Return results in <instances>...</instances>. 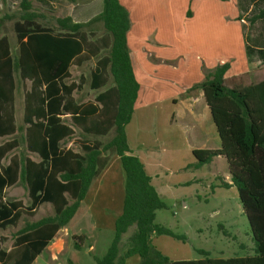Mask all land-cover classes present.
<instances>
[{"label": "trees", "instance_id": "obj_1", "mask_svg": "<svg viewBox=\"0 0 264 264\" xmlns=\"http://www.w3.org/2000/svg\"><path fill=\"white\" fill-rule=\"evenodd\" d=\"M19 8L21 13L12 24L17 43L15 55L8 37H0V107L5 111L4 120L0 114V135L16 130L11 106L17 74L21 80L31 81L30 91L24 94L23 122L29 124L27 148L37 151L47 166L17 156L11 157L8 165L0 166V227L16 225L22 213L33 215L34 206L43 202L51 203L53 214L25 222L15 232L12 248L8 252L0 248V264H31L75 214L92 180L107 162L101 156L106 151L119 157L125 173L124 199L106 252L93 256L96 264H124L132 255L139 257L138 264H264V79L230 86L225 78L230 66L225 62L190 87L191 91H202L220 140L219 148L193 149V166L200 167L218 155L225 157L230 183L220 178L221 185H232L237 190L250 228L251 252L221 258L200 250L201 258L173 260L152 243L153 234L175 237L170 229L154 222L155 211L166 205L127 143L125 126L140 89L127 44L131 28L128 9L119 0H102L101 12L86 23L73 22L65 16L56 17L55 23L48 26L38 21L43 15L32 9L30 0H20ZM248 20L251 24L264 20V9ZM97 22L102 24L104 33L94 42L89 39L92 32L87 28ZM102 49L108 52L96 59L90 71V87H101L109 79L113 85L97 94L95 103H73L71 93L82 83V76L78 84H66L69 66H80ZM67 112L82 133L105 135L113 130V136L104 144L80 142L82 154L60 150L58 141L73 133L61 118ZM16 145L15 140L0 145V159ZM18 180L27 185L30 206L24 207L19 200H3V189ZM131 227L128 246L121 250L123 236ZM81 243L80 236H73L75 248L80 249Z\"/></svg>", "mask_w": 264, "mask_h": 264}, {"label": "rangeland", "instance_id": "obj_2", "mask_svg": "<svg viewBox=\"0 0 264 264\" xmlns=\"http://www.w3.org/2000/svg\"><path fill=\"white\" fill-rule=\"evenodd\" d=\"M19 1L9 0L8 4L3 7L2 13L0 12V36L3 34L8 36L13 55L17 52V43L12 24L21 13ZM30 1L32 9L43 15L38 18V21L44 25H52L56 17L67 15L72 21L79 19L80 23H86L91 19V15L88 14L69 15L72 8L74 11L79 10L85 7L83 5L88 0H56L54 6H47L43 10L36 0ZM97 1H94L91 9L87 6L82 11L96 10ZM159 1L160 3L153 1V10L149 15L151 22L150 20L143 21L141 23L143 31L138 34L143 33L148 37L150 33L161 42L160 47L154 48L155 51L165 56H175L174 58L177 55H184L188 63L186 64L183 59L175 67L167 64L159 65L154 74L150 69L146 70L145 73H152L149 74L150 77L155 75L154 82L150 84L153 93L149 88L141 92L143 99L136 102L134 107L136 110H133L131 119L125 127L133 135L130 134L134 142L143 143L142 146L136 148L134 146L137 153H132L140 159L143 166L144 162L138 155L141 153L145 158L147 163L145 171L155 176L152 186L166 205L165 208L156 210L154 222L170 229L175 234V237L168 234H153L152 243L158 251L169 258H201L203 255L199 253L200 250L208 252L211 257L247 254L251 252L253 243L237 190L232 185L227 187L221 185L220 178L224 180L227 178L230 183L227 163L223 159H214L200 167L193 166L195 160L192 159L190 148L192 141L201 148L220 147V141L211 119L210 122H200L201 120L197 123L190 122L202 130V135L196 142L192 139V134L188 135L186 132L188 131L187 122H181L180 118H177V122L169 123L172 117V102L167 99L155 100L164 96L170 88H183L188 77L186 71L191 70L192 74H195L196 63L194 62H198L196 55L202 57L207 64H218L221 59H226L227 61L223 63L228 62L229 66L232 65L230 78L226 81V84L230 86H245L262 80L264 65L262 62L258 63L262 53L254 43L256 37L262 39L261 37L264 36V20H257L251 24L248 19L259 9H264V0H168L167 5L163 4L164 11L161 10V0ZM138 8L145 13L149 7L139 2ZM188 11L189 15L186 18L184 14ZM155 20L159 23L153 25ZM88 29L92 32L89 39L94 42H97V39L104 33L100 22L93 23ZM261 47L264 51V40H262ZM107 52V49H102L96 57L83 62L80 66L71 65L72 79L77 80L80 74L87 79L82 89L77 92L78 100L93 98L96 91L90 90L88 86L90 70L95 60ZM28 84L24 85L19 81L17 85L15 93L17 122H21L23 87ZM184 128H187L186 131ZM110 136L112 137V134L101 137L100 140L105 142ZM70 146L77 149L74 144ZM113 169L106 177H115ZM119 184L117 180V189ZM122 189L124 190L123 185ZM112 193L117 195L118 199V191ZM5 197L19 199L28 205L31 203L27 190L21 184L8 188L5 191ZM97 201L103 200L99 198L94 203ZM106 207L112 209L111 213H113L121 209L122 204H118L117 207ZM102 209V204L95 206L94 218L98 224L111 225L112 214L99 213ZM50 213H52L51 207L42 204L34 216H22L16 226L0 228V247L5 250L11 247L13 234L22 226L23 219L35 220ZM132 230L131 227L124 234L121 250L128 246L127 238ZM82 233L87 235L85 230H82ZM110 241L101 240L95 248V255L102 256ZM84 242L87 244L86 240Z\"/></svg>", "mask_w": 264, "mask_h": 264}, {"label": "crops", "instance_id": "obj_3", "mask_svg": "<svg viewBox=\"0 0 264 264\" xmlns=\"http://www.w3.org/2000/svg\"><path fill=\"white\" fill-rule=\"evenodd\" d=\"M8 1L9 0H0V9H1L0 12L3 11V9H4L3 7H5L8 4ZM36 1L38 3V6L43 10V8H46L47 6L51 7L55 3L54 1H56V0H36ZM94 1L95 0H88L86 2V4L83 5L85 7L79 9L80 11L79 10L74 11L72 8L69 15L80 13V14L91 15V18H92V16L94 17L95 15L100 13L102 10V5H101L102 0L97 1V7H95V8H97L96 10L89 11V12L88 11H82V10H85L87 6L89 9H91L94 5L93 4ZM119 1L121 2L122 5H124L128 9L130 19H131V28L127 34V44H128L129 49H130V55H131L132 63L134 65V71L136 73L137 80L140 83V89H139L138 97L136 100V102H138L143 97L141 92H145L147 88H149L151 92L153 91V88L151 87L150 84H152V82H154L153 78L155 75H153L151 77H150V75L152 73L154 74L156 72V70H157L156 68H158L159 65L167 64L168 66L175 67V65H177V63L179 61H181L183 59L185 60V57H184V55H177L176 56V58H178L177 62L174 63V61L176 59V58H174L175 56H165V54H159L157 51H155L154 48L160 47L161 42L158 41L153 35H150V33H149L147 35L148 37H146V36H144L143 33L141 35L138 34V32L143 31V26L141 25V23L143 21L150 20V22H151L149 15L151 14V11L153 10V1L154 0H119ZM156 1H157V3H160L159 0H156ZM4 2H5V4H4ZM139 2H143L149 7L147 12L144 13L143 11H141L138 8ZM167 2H168V0H161V10L162 11H164L163 10V4L167 5ZM77 11H79V12H77ZM183 12H181V13H183ZM188 15H189V13L188 14L185 13L184 17L187 18ZM141 18H142V20H141ZM191 18H192V14H191ZM78 21H79V19H74L73 22H78ZM155 23L158 24L159 22H157V20L154 21V24L152 22L153 25H155ZM3 35H1L0 37H2ZM261 38L262 39L256 37V40L254 43L255 46H257L259 48V51L262 53L261 57L259 58L258 63H260V62L263 63V59H264V54H263L264 51L261 47L262 40H264V36H262ZM8 43L10 45L9 38H8ZM10 50H11V45H10ZM11 53H12V51H11ZM198 57L199 56L196 55V60H198V62H194V63H196L195 64V74H192L191 70L186 71V75H188V77L186 78L187 81H185L183 88L182 89L170 88L164 96L159 97L155 100V101H164L165 99H167V100H170L172 102V110H171L172 111L171 112L172 117L170 118L169 123L172 124V123L177 122V118H180L181 122H187L188 131H186L187 128L186 129L184 128V131L188 132V135L192 134V136H193L192 139H194L196 142H197V139L201 137L202 130L199 128V126H196V124H192L190 122H196L197 123L200 120H201L200 122H210L211 115L209 112V108L205 103L202 91L201 90L191 91L190 87L193 84L201 81L204 78L205 74L209 70L213 69L216 65L221 64L224 61H227L226 59H221L218 64H207V62L202 57H199V59H198ZM187 61H186V64L188 63ZM189 62H190V60H189ZM71 65H74V64H71ZM71 65L69 66V69H68L69 72H70ZM94 65H95V62L93 64V67H94ZM263 65H264V63H263ZM231 66L232 65L230 64V68L225 73L226 79L230 78ZM148 69H150L152 73H145V72H147L146 70H148ZM81 76H82V83H81V81L79 83V79ZM110 80H112V79H109L107 81V83L104 84L103 86L98 87L96 89H93L90 87V75H89V81H88L89 89L92 91H96V93L94 94L92 99H87V100H83V101H80L77 99V94H78L77 92L82 89L83 84L87 81L86 77L84 75L80 74L78 79L75 80V79L71 78V73H70V76L65 79V83L69 84L70 82L73 81L76 84H78V83L80 84V86L78 88L73 89L71 96L73 98V103L86 105V104H90V103H95V101H94L95 96L97 94H99L100 92L104 91L105 89H107L108 87L113 85V81H110ZM19 81L21 83H23L24 85L26 83H29L27 86L23 87V91H22L23 93H22V104H21V122L16 121V107H15V93H16L17 85H18ZM15 82H16V87H15L14 92H13V104L11 106V109L13 111V113H12L13 114V124L15 125L16 130L13 133H6V134L0 135V145L4 144L5 142H9L11 140H15L17 145L14 146L12 149H10L8 152H6L5 155L0 159V166L8 165L11 157H13V156H17L18 158H24V159L28 158L29 160H31L34 163H41L42 162V157L40 156V154L37 151H32V150H29L27 148V142H28L27 141V127L29 126V124L23 122L24 94H25V92L30 91L31 81L28 79L21 80L19 78V76L17 74H15ZM136 102H135V105H136ZM9 108H10V106H9ZM177 109H179L178 112H177ZM134 110H136V109H134ZM176 112H177V114H176ZM0 114L2 115V119L4 120L5 119L4 108L0 109ZM61 118H62V120H64L63 123L66 124L67 126H69L73 130V133L58 141V147L60 150H70L73 153L82 154L80 142L83 141L89 145H92L96 142H100L101 144H104L111 138V136L105 142L100 140L101 137L107 136L109 134L110 135L112 134V136H113V130L109 131L105 135H94V134L82 133L81 128L79 126H76L73 123L72 118H71V114L69 112L62 114ZM174 118H176V119L174 120ZM211 121H212V119H211ZM4 122H6V121H4ZM212 123H213V121H212ZM214 128H215V126H214ZM125 130H126V137H127V143L129 145V148L131 149V151L134 154H136L137 149H134V146L136 148L137 146H140V145L142 146L143 143L140 141H137L138 144L136 142H134L133 138H131V136H130L131 133L128 130V128H125ZM200 131H201V133H200ZM215 131H216V128H215ZM76 133H77V136H75ZM216 135H217V132H216ZM217 138H218V135H217ZM218 140H219V138H218ZM66 143H70V144L67 145ZM72 144H74L77 147V149H74L73 147H71L70 145H72ZM132 145H133V147H132ZM190 148H191V154H192L193 149L201 148V147H199L197 145V143L192 141ZM216 148H218V147L207 148V149H216ZM17 150H19V151L17 152ZM101 156L106 157L107 162L104 165L103 169L100 171V173L92 180L84 198L80 201L79 207L77 208L75 214L73 215V217L69 220V222L64 227H62L56 231L54 236L48 241V243L46 244L44 249L34 258V260L31 262V264H66V262L68 264H96L95 260L93 258V256L95 255V248L99 245L101 240H104V239L105 240H111V238L113 237V231H114V223L113 222H115L116 217L118 215H120L122 212V207H121V209H119L118 211L116 210L113 213H111L112 209H110L109 207H106V206H116L117 207L118 204H120V205L122 204V206H123V199H124V193L123 192H124V190L122 189V185L124 186V184H125V173H124L123 169L120 168L121 164L119 161V157L116 154L110 153L108 151L103 152L101 154ZM138 156L142 158V160L144 162L145 170H147L146 169L147 163H146L145 158L143 157V155L141 153ZM192 157H193V155H192ZM192 159H194V157ZM214 159H220V160L223 159L227 163L225 157L221 156V155L213 157V159L211 161H213ZM42 163L44 164V167L47 166L46 162H42ZM49 168H50V166H49ZM112 168H114L113 170H114V176L115 177L114 178L106 177ZM121 169H122V171H121ZM146 172L148 173V171H146ZM148 174L150 176V182L153 185L155 176H151L150 173H148ZM117 176H118V178H117ZM117 180L120 183L118 186V189H117ZM225 181L228 182V179L226 178ZM16 184L23 185V187L27 190V193L29 196V190L27 188L26 183L24 181L18 180L14 184L8 185L3 189V200L4 201L19 200V199H7L5 197V191L8 188H10ZM115 191H118V193H119L118 199H117V195H114V193H112ZM65 196L71 202V199L69 198L68 193H65ZM29 198H30V196H29ZM99 198H101L103 201H97L96 203H94L95 200H97ZM30 200H31V198H30ZM19 201H21V200H19ZM21 203L24 207L31 205V203L29 205L24 204L22 201H21ZM42 204H46L49 207H51L52 213L47 214V215H52L53 214V208H52L51 203H49V202L39 203V204L34 206V209H33L34 214L33 215H27L26 213H22L21 216L19 217L16 225L21 221L22 216H25V215H27L29 217L34 216ZM100 204L103 205V209L99 213H101V214L104 213L105 215L106 214L107 215L112 214L111 215V218H112L111 225H103V223L98 224L96 219L94 218V208L96 205H100ZM47 215H43V216H47ZM43 216H41L40 218H42ZM40 218H38V219H40ZM38 219H35V220L23 219L22 226L25 224V222L37 221ZM16 225H9V226H16ZM22 226H20L17 230H19ZM0 228H2V227H0ZM82 230H85L87 232V235L82 233ZM15 232H14V234H15ZM14 234H13V238H14ZM73 236H80V238L82 240L80 249H77L74 247ZM84 240H86L87 244L84 242ZM12 246H13V240H12V244H11L10 248H8L7 250H5L3 248L2 249L8 252L12 248ZM64 255H67V256L65 257ZM96 256H98V255H96ZM183 258H170V259L185 260ZM221 258H226V257H221ZM138 262H139V257L137 255H132V256L126 258L124 264H138Z\"/></svg>", "mask_w": 264, "mask_h": 264}]
</instances>
